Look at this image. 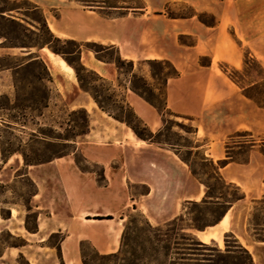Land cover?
Listing matches in <instances>:
<instances>
[{
	"label": "crops",
	"instance_id": "crops-1",
	"mask_svg": "<svg viewBox=\"0 0 264 264\" xmlns=\"http://www.w3.org/2000/svg\"><path fill=\"white\" fill-rule=\"evenodd\" d=\"M30 1L39 6L51 31L62 39L114 45L122 57L134 61L171 60L180 76L169 80L168 107L193 117L197 140L207 139L204 148L210 159L218 161L226 157V139L237 131L249 130L255 137L264 138V108L247 98L221 68V63H227L242 69L246 50L264 66V0H144L142 11L118 17L107 16L104 9L86 8L78 0ZM177 3L189 4L195 14L170 16L167 8ZM200 13L212 14L215 23H204L198 16ZM16 15L26 22L22 13ZM183 36H191L193 41L183 42ZM3 41L0 38V62L4 56L26 58L34 52L49 70L51 79L46 84L51 94L48 104L37 114L38 120L55 105V93L70 110L87 109L92 124L84 136L86 145L82 150L88 161L101 164L102 180L97 172L82 170L72 155L27 165L22 153L14 152L5 160L0 141V184L10 187L17 179L27 177L35 186L23 205L8 202L6 217L0 201V234L6 230L23 240L2 249V264L12 263L19 256L26 257L30 264H85L83 242L100 254L120 249L130 210L140 211L155 226L162 225L178 217L187 201H201L206 196V185L174 149L142 140L129 126L126 129L117 125L114 121L124 123L102 110L91 94L81 88L74 68L61 55L48 46L28 51L6 46ZM182 54H190L198 62L206 56L211 64H200L196 70L201 76L195 77L192 69L181 64ZM81 61L108 80L119 76L115 62L98 59L87 47L82 49ZM219 62L220 67L216 66ZM190 82L199 91L189 87ZM0 94L7 95L11 105L16 103L15 69L3 68L1 64ZM144 100L140 95L129 97L137 114L153 131H158L163 117ZM28 109L31 108L23 109L19 118L26 119ZM8 116H0V125L8 123L12 129L24 133L17 128L27 125L18 117ZM95 119L101 128L94 127ZM246 156L247 162L231 161L221 168L223 178L239 186L244 198L235 202L218 224L210 226H219L218 230L206 232V229L197 234L205 242L215 239L223 243L224 232H233L250 251L254 263L264 264V240L246 236L250 204L264 198V154L253 147ZM135 185H144L146 190L135 193L132 191ZM240 207L247 210L242 228L235 230L228 214ZM30 211L36 213V231L27 228ZM55 234L62 235L56 245L49 243Z\"/></svg>",
	"mask_w": 264,
	"mask_h": 264
},
{
	"label": "trees",
	"instance_id": "trees-1",
	"mask_svg": "<svg viewBox=\"0 0 264 264\" xmlns=\"http://www.w3.org/2000/svg\"><path fill=\"white\" fill-rule=\"evenodd\" d=\"M78 1L86 8L104 9L107 16L115 17L128 15L131 11H142V9L145 8L144 0H138L139 3L135 5H117L116 3H113L114 0ZM23 10H37L39 17H32L29 13H24ZM110 10H115L117 12H112ZM17 12L22 13L21 17L25 19L26 22L18 19V16L16 15ZM167 12L170 16L179 17H189L195 14L194 10L190 13L175 14L171 7L167 8ZM205 14L206 13L198 14L200 20L208 25H213L215 20L212 22L207 21L204 17ZM31 33L32 35H36V37H33ZM0 38L4 40L3 44L6 46L22 47L28 51H31L33 48H43L48 46L53 52L61 55L67 63L74 68L81 88L91 94L102 110L107 112L113 118L126 123L133 129L140 139L159 145L167 143V141L161 139V136L163 135L162 129L154 132L137 114L136 110L127 99L117 98L118 93L114 83L82 63L81 52L84 47H87L94 51L98 59L115 62L119 74H128L129 76L127 89L137 93L155 107L162 115L165 124L170 120L166 118L167 114L176 115L168 107V83L170 79L180 76L179 70L171 60H143L144 63L151 67L150 74L151 79L154 82H150L148 79L140 77L135 71L134 60L126 59L122 57L120 53H118L116 57L111 58L102 54V51L112 48L114 45H105L94 41L79 42L73 39H62L56 36L51 31L39 6L30 0H0ZM181 40L185 42L183 37H181ZM73 54H77L78 57H73ZM0 64L3 68L9 67L15 69L17 100L13 107L39 110L40 107L48 104L51 93L50 89L47 87L46 81L50 80L51 77L46 64L38 58L36 53H30L26 58L4 56L1 58ZM201 64L210 65L211 59L208 58V62L201 61ZM35 65H40V70L37 71L32 69L29 74L36 79V81L42 83L45 89L44 95H39L38 92H32L28 97H20V95H18V84L22 82V78L18 77V75L24 70H30V68L35 67ZM126 66H129L130 70L126 69ZM221 68L241 88L242 93L247 98L253 100L259 107L264 108V66L251 53V51H245L244 67L242 69L232 67L227 63H221ZM90 77L93 80L102 81V88H99L97 85H92ZM118 82L119 85H122L120 77H118ZM0 96H5L9 101L7 95L0 94ZM39 105L41 106L39 107ZM73 112H82L84 114L83 127L80 134H87L90 130L89 112L85 108H80ZM4 125L12 129L11 124L4 123ZM196 131V127L192 126L191 132L195 133ZM44 138H48V136L45 135ZM235 138H239V140L234 141ZM0 141L3 159L6 160L14 152H20L27 165L41 164L51 161L56 157L70 154L69 152H63L45 158L33 159L30 158L21 148L14 150L7 149L5 147V142L9 144V141H4L1 133ZM253 147H258L264 154V138H256L252 131L242 130L229 136L226 141V157L224 159L214 161L207 157L205 153L202 154V160L209 162L211 165L212 172L214 173L213 177L219 183H222L223 187L232 188L233 192H225L216 185H213L208 178L204 177V175H207V172L203 173L197 170L190 162L189 158L177 152L179 156L189 164L193 174L207 187L206 196L201 201H187L185 204V208H188V204H192L195 206L205 205L206 209L204 211L201 210V214L197 215V217L190 218L189 220L192 222L188 224L187 228L183 226L180 227L182 241L175 242V244L178 245L177 256H171V249L173 246L171 243L169 228L184 222L187 213L179 215L173 220L166 222L164 225L156 226L153 225L143 214L129 215L122 234L120 249L114 253L100 254L92 247L94 252L97 256L113 260L117 264H255L250 251L240 243L239 239L233 232H226V238L229 236L234 237V245H231L228 239H226L225 249H222L215 239H212L210 242H205L197 234L199 231H205L208 227L218 224L234 203L244 198L245 195L239 186L233 183H228L223 178L221 168L231 161L247 162L249 160L248 156L243 157V151L247 152ZM76 162L82 170H89L87 165L82 164L81 160L78 158L76 159ZM100 175L102 177V173H100ZM32 185L35 187L33 183ZM263 202L264 198L257 200L256 204ZM214 205H221L222 209L219 212V215L212 219H205L207 217L206 214L214 210ZM8 215L9 211L3 213V216L5 217ZM105 218L112 217H97V219ZM27 228L30 231L37 230V226H30L28 220ZM133 233H136L135 236H133ZM257 238L264 240V236H259ZM132 242H134L135 246ZM86 243L87 242H83L82 244L83 260L85 264H91L87 260V255L83 248ZM61 264H64V262Z\"/></svg>",
	"mask_w": 264,
	"mask_h": 264
},
{
	"label": "rangeland",
	"instance_id": "rangeland-1",
	"mask_svg": "<svg viewBox=\"0 0 264 264\" xmlns=\"http://www.w3.org/2000/svg\"><path fill=\"white\" fill-rule=\"evenodd\" d=\"M205 1V0H204ZM113 3H116L117 5H135L139 3L138 0H114ZM23 5V4H22ZM25 6V5H23ZM173 13H190L193 11L192 7L189 4L186 3H177L172 6ZM24 13H29L32 17H39L38 11L36 10H23ZM112 12H117L115 10H110ZM150 15H153L151 13ZM205 19L207 21H213L214 16L212 14H205ZM39 25V24H38ZM32 35V33H31ZM33 37H36V35H32ZM171 40V37H169ZM183 39L185 42L190 43L193 41V37L191 36H183ZM102 54L107 56L108 58L116 57L118 54V48L112 47L109 49H105L102 51ZM183 55V54H182ZM73 57H78L77 54H73ZM208 62V57L203 56L200 59V62ZM200 62L198 60L194 59L192 55H183L181 57V64H183L185 67H188L189 69H192L191 71L195 72L193 75L196 77L197 75H200L201 73L197 72V67L200 66ZM216 66L220 67V62L216 64ZM41 68L40 65H35V67H31L30 70H24L18 75V77L22 78V82L18 84V95L20 97H28L31 95L32 92H38L39 95H44V87L42 83H39L30 76V71L32 69H35L39 71ZM126 69L130 70L129 66H126ZM135 71L139 74L140 77H144L148 79L150 82H154L151 79V67L144 63L143 60H137L135 61ZM201 76V75H200ZM118 77H120L122 85H119ZM115 79H111L110 81L114 83L117 93H118V99L125 98L129 101V97H139V95L135 94L132 90L127 89L128 84V74H122L118 76ZM90 81L92 85H97L99 88H102L103 82L100 80H93L90 77ZM192 82V81H191ZM190 82L189 87H194L193 89L199 91L197 86L193 85ZM39 88V89H38ZM193 91V90H191ZM144 100V99H143ZM54 101L55 105H53L51 110H48L46 114L43 117H40L39 120L37 118V114H40L43 107H40L38 109H28L26 119L24 117L20 116L19 114L24 113V108L16 107V109H13V105H11L8 101V99L5 96H0V116H4V114H8L9 118L12 117H18L20 122H23L27 126L24 128L22 125H20L17 129H21L24 131V133L19 132V130H14L6 127L5 125H0V133L3 136L4 141H9V144L5 142V147L9 150H14L17 148H21L24 150L27 155L30 158H45L52 155H56L63 152H69L72 155L74 160L78 158L81 160L82 164L87 165L89 170H93L97 172L99 175L102 173V166L101 164L90 162L87 160L82 147L86 145L85 142V134H80L82 129V124L84 120V114L82 112H76L74 113V110H70L63 100L57 95L54 94ZM145 101V100H144ZM10 109V110H9ZM80 109V108H79ZM181 110H184L185 107L180 106ZM77 110V109H76ZM176 115H170L167 114L166 118L170 119L166 122V124L163 122L162 124V130L163 135L161 136V139L164 141H167L166 144L163 146L172 148L175 150V152L181 153L185 157L189 158L190 162L194 165V167L205 173L207 172V175H204L205 178H208L213 185H216L218 188L222 189L223 191H232V188H225L222 186V183H219L214 177V173L212 172L211 165L209 162H205L202 160V154L205 153V144L207 143V139L202 138L201 140H197L196 133H192V126L195 127L196 123L192 120L193 117L184 114L183 112L172 110ZM104 115V114H103ZM17 118V119H18ZM144 121V120H143ZM117 125H122V127L127 129V124H120L117 121H114ZM91 118H90V130H91ZM94 127L96 125L100 126V123L98 121L93 120ZM36 130L35 133L32 131ZM130 131V129H128ZM159 131V130H158ZM157 132V131H154ZM35 134V135H34ZM47 135L48 138H44V136ZM38 136V137H37ZM258 135H256L257 138ZM64 137V138H61ZM137 137V136H136ZM98 139V138H97ZM100 140V139H99ZM228 138L226 139V141ZM235 140H239V138H235ZM234 144V143H233ZM243 157L246 156V151H243L242 154ZM58 158V157H56ZM55 158V159H56ZM100 179L102 180L101 176ZM11 188V189H10ZM33 190V185L31 181L27 177H21L17 179L16 182L10 185V187H7L5 184H0V201L2 202V212L6 213L8 212L7 206L8 202L16 201L23 205V200H28L31 192ZM146 190V187L144 185H135L132 187V191L135 193H140ZM121 191V190H120ZM123 194L121 192L120 196V204H122L123 200ZM185 204L183 206V213H187L185 215V221L181 222L180 224L176 226H172L169 228V234L171 236V243L173 248L171 249V256H177L178 249L177 244H175L176 241H182L181 239V231L180 227H188V224H190L192 221L189 219L192 217H197V215L201 214V210H205V205H199L195 206L192 204H188V208H185ZM23 211H25V207L22 206ZM214 210L212 212H209L206 214L205 219H212L219 215V212L221 211V205H214ZM247 210V209H246ZM242 207L239 209H236V211H232L228 214V218H232L233 220V229L240 230L242 228L243 224V216L246 211ZM250 217L248 221V236L251 238V240H254V238H257L259 236H264V202L259 204H250ZM142 214L140 211L136 210H130L128 212L129 215H140ZM180 214V215H181ZM27 220L28 224L30 226L36 225V213L30 211L27 214ZM204 222V221H203ZM164 225V224H162ZM219 226L215 227H208L206 232H213L215 230H218ZM190 231V230H186ZM229 231V230H228ZM136 233H133V236H135ZM200 234V232H198ZM62 235L61 234H55L51 237L49 240V243L51 244H58L61 240ZM226 239H228L229 243L231 245H234V237L229 236L226 238V232L223 234V243H220L217 241L218 245L225 249L226 247ZM23 240L21 238H15L13 237L10 232L3 231L0 234V252L2 249L10 244H20ZM132 244L135 246L134 242ZM181 246V245H180ZM84 251L87 255V260L91 264H117L113 260L101 258L97 256V254L94 252L92 246L89 243L84 244ZM6 262V261H5ZM0 264H2L0 262ZM7 264H30V262L27 260L24 256H19L16 260H14L12 263Z\"/></svg>",
	"mask_w": 264,
	"mask_h": 264
}]
</instances>
